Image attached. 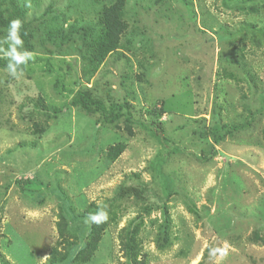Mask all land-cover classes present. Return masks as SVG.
Wrapping results in <instances>:
<instances>
[{
  "label": "rangeland",
  "instance_id": "1",
  "mask_svg": "<svg viewBox=\"0 0 264 264\" xmlns=\"http://www.w3.org/2000/svg\"><path fill=\"white\" fill-rule=\"evenodd\" d=\"M112 6L123 30L102 56ZM0 9L23 21L33 53L19 79L0 70V264H49L54 249L61 264H264V0ZM79 91L127 103L133 123L70 106ZM246 123L196 159L213 145L200 132ZM150 124L184 153H168ZM98 206L108 221L87 223Z\"/></svg>",
  "mask_w": 264,
  "mask_h": 264
},
{
  "label": "trees",
  "instance_id": "2",
  "mask_svg": "<svg viewBox=\"0 0 264 264\" xmlns=\"http://www.w3.org/2000/svg\"><path fill=\"white\" fill-rule=\"evenodd\" d=\"M120 8L116 6L110 7L107 11H104L102 18V31L100 32V41L96 45V50L101 53V55H105L111 51H115L118 46V41L120 38V34L122 33V24L120 21ZM10 20L5 17V12L0 9V27L7 28ZM23 37L25 41V33L23 32ZM27 42V41H26ZM24 45L27 47L28 51H30L29 45L27 43ZM6 61L0 58V70H5ZM70 106L80 108L86 113L92 114L97 113L101 117L102 121L106 124H112L117 120L123 118L127 123H133L131 113L129 111V105L127 103L122 104H110L108 107L105 106L101 101L96 100L91 97L88 91H79L76 92L71 101ZM245 125H222L220 127L219 133H210V132H200L201 139H207L211 137L213 140V145H211V151L202 152L199 157H196L199 161L206 160L209 156L214 155L215 148L217 144H219L225 136H231L239 130L243 129ZM150 133L153 137L156 138L158 143L165 148L168 153L176 154V153H184L182 149L176 147L172 143H170L163 135H162V127L160 124H150L148 125ZM121 147L119 145L115 147H111L107 153L108 160H115L116 157L121 153ZM190 154V152H188ZM131 189H122L120 190L114 199L118 200L123 197V195L128 194ZM134 193L136 191L133 190ZM98 208V207H97ZM95 208L92 212L97 210ZM91 212V213H92ZM88 217L89 214H86ZM84 216V215H83ZM83 216H80L81 218ZM95 225V224H94ZM92 225L93 234L97 235V231ZM96 226V225H95ZM96 243H93L90 248H94ZM90 252V249H89ZM67 260V254H59L56 249L52 250L51 257L49 259V264H61Z\"/></svg>",
  "mask_w": 264,
  "mask_h": 264
},
{
  "label": "clouds",
  "instance_id": "3",
  "mask_svg": "<svg viewBox=\"0 0 264 264\" xmlns=\"http://www.w3.org/2000/svg\"><path fill=\"white\" fill-rule=\"evenodd\" d=\"M23 31V21L19 18L13 19L7 25L6 34L0 38V57L6 61L5 70L13 79L23 76L24 68L33 59V53L24 48ZM108 219L106 209L98 206L95 212L89 213L86 222L100 225L106 223ZM221 251V249H212L210 254L215 255Z\"/></svg>",
  "mask_w": 264,
  "mask_h": 264
}]
</instances>
